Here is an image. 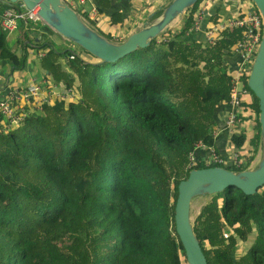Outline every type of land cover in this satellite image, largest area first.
I'll return each instance as SVG.
<instances>
[{
  "label": "trees",
  "instance_id": "trees-1",
  "mask_svg": "<svg viewBox=\"0 0 264 264\" xmlns=\"http://www.w3.org/2000/svg\"><path fill=\"white\" fill-rule=\"evenodd\" d=\"M202 1L168 41L115 63H86L77 52L71 59L70 50L29 39L54 80L41 109L28 110L17 128L0 118V264H188L176 232L178 187L192 170L225 167H191L190 156L200 144L216 148V112L232 91L225 56L243 39L235 29L214 46L189 43ZM22 4L0 0V13ZM17 57L0 28V61L20 68L25 56ZM259 114L253 94L240 118L256 127L232 138L250 155L226 169L246 171L257 158ZM194 231L208 264H264V187L252 196L235 187L214 195ZM253 232L237 260L238 243Z\"/></svg>",
  "mask_w": 264,
  "mask_h": 264
},
{
  "label": "water",
  "instance_id": "water-1",
  "mask_svg": "<svg viewBox=\"0 0 264 264\" xmlns=\"http://www.w3.org/2000/svg\"><path fill=\"white\" fill-rule=\"evenodd\" d=\"M198 1H170L126 40L118 42L100 33L65 0H9L10 4L22 2L29 10L40 8L39 15L45 24L63 39L91 55L99 65L115 63L138 49L150 47L156 39L177 26L176 23ZM252 1L264 21V0ZM248 87L258 99L260 111L261 149L256 166L242 172L231 171L224 167L192 170L188 179L179 184L175 224L188 264H208L194 231L193 202L198 198L222 193L229 187L238 188L248 196L255 195L264 187V32L252 65Z\"/></svg>",
  "mask_w": 264,
  "mask_h": 264
},
{
  "label": "crops",
  "instance_id": "crops-1",
  "mask_svg": "<svg viewBox=\"0 0 264 264\" xmlns=\"http://www.w3.org/2000/svg\"><path fill=\"white\" fill-rule=\"evenodd\" d=\"M170 1L172 0H111L109 8L104 9L99 5V1L90 0L92 8L96 7L99 14L94 18V21H91L89 18L88 20L90 24L91 22L97 23V30L100 33L111 37L114 41H124L147 20L156 13H159ZM253 4L252 0H203L195 15L196 18V16L198 17L199 14L203 13L201 29L194 30L193 26V29L187 34L188 42H197L208 46L209 32H214L213 35L219 37L217 42L220 41L223 38L224 32L235 30L231 29V22L239 17L246 16L249 11L255 8ZM33 24L34 26L31 31H28L25 26H20L18 31L9 37L10 41L12 39L11 44L15 46L17 58L21 59V57L25 56V60L20 68H16L17 66L12 67L7 61H0V100L5 97L9 88H32V86L41 81L54 80L52 76H47L48 72L41 66V60L38 58L40 51L36 50L37 46L30 44V40L35 41L36 37L38 38L36 43H40V41L41 43H52L61 54H64L66 50H73V53H79L86 63H97V60L91 57V55L88 56L85 51L63 39L44 22ZM181 26L171 31H178ZM163 36L168 37L167 34ZM21 41L22 44L20 45ZM27 45H29V48ZM235 48L225 56V65L231 78L238 74L240 67L243 65L242 56L240 53L234 52ZM61 63L63 68L67 69V65L63 60H61ZM51 92L57 94V92H60V89L57 86V89L55 88ZM33 108L36 107L31 105L27 108V112ZM230 111H232V108L228 105H221L217 109V126L213 131L216 148H209L207 146L200 147L196 151L195 156L201 163L206 164L205 160H210L213 152L224 159L228 166L237 165L229 163V160L232 159L234 154H238L239 162H243V159L250 155L249 150L251 148L249 146L239 149L232 142L233 136L231 137L226 127V119ZM244 123H246V127L242 131L246 130L247 134L251 135L256 127V122L252 120ZM242 131L239 132L242 133ZM241 158L243 159L241 160ZM259 158L260 151L251 167L256 166ZM228 166H225V168ZM255 238L256 232H253L247 242L238 243L234 255L237 260L246 254L254 243Z\"/></svg>",
  "mask_w": 264,
  "mask_h": 264
},
{
  "label": "built area",
  "instance_id": "built-area-1",
  "mask_svg": "<svg viewBox=\"0 0 264 264\" xmlns=\"http://www.w3.org/2000/svg\"><path fill=\"white\" fill-rule=\"evenodd\" d=\"M89 1L90 0H73L78 6H82ZM39 14L40 8L29 10L24 4H22L21 9L6 10L3 13H0V28L10 37L18 31L20 24L23 21L32 23L43 22ZM98 14V9L93 7L92 12L89 13V19L94 21V18H96ZM202 16L203 13L199 14L198 17L196 16L194 30L201 29ZM230 27L231 29L243 30V39L234 50V52L241 54L243 65L240 67L238 74L231 78V101L228 106L232 108V111H230L228 118L226 119L227 130L232 137L240 135L239 131H242V129L246 127L244 121L240 118V115L245 110V107L253 101L252 91L248 87V79L262 40L264 21L260 12L255 7L253 10L249 11L246 16L239 17L231 22ZM213 33L214 32L208 33V46L215 45L219 38L213 35ZM163 40L168 41L169 39L168 37H165ZM43 56L44 54L40 55V57ZM75 57L76 53H73L71 59H75ZM46 84L47 82L41 81L32 86V88L19 87L8 89L5 97L0 100V115L5 119L6 129L17 128L21 125L25 117L28 115L27 108L31 105H34L37 109H41V106L47 101L44 93L46 91ZM202 146L204 145L200 144L195 149V152L191 154V167H194L200 162L196 158L195 153ZM205 162L206 166L213 164L228 166L227 162L215 152H213L212 158L210 160H205ZM229 163L237 164V166H239L241 163L238 160V154H234L232 159L229 160ZM230 235L231 233L227 232L225 238L228 239Z\"/></svg>",
  "mask_w": 264,
  "mask_h": 264
},
{
  "label": "rangeland",
  "instance_id": "rangeland-1",
  "mask_svg": "<svg viewBox=\"0 0 264 264\" xmlns=\"http://www.w3.org/2000/svg\"><path fill=\"white\" fill-rule=\"evenodd\" d=\"M66 2L69 3L70 5H72L81 16H83L84 18H86L88 20L89 13L92 12V5H91L90 1L85 3L82 6L76 5L73 2V0H66ZM187 15H188V13L176 23L177 26H175L173 29H178L181 26V24L183 25V22H184L185 18L187 17ZM92 25L94 27H96V29H97V23H92ZM11 42H12V39H11ZM118 42H122V41H118ZM245 125H246V123H245ZM201 165H205V164H201ZM223 166H225V165H223ZM212 198H213V196L198 198L193 202L192 218L194 219L195 222H196L197 218L199 217V215L201 214L203 208L212 200ZM208 247L209 246L207 245V248Z\"/></svg>",
  "mask_w": 264,
  "mask_h": 264
}]
</instances>
